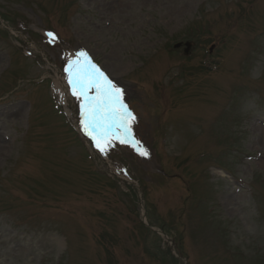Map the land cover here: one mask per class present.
<instances>
[{"label":"rangeland","instance_id":"374dc122","mask_svg":"<svg viewBox=\"0 0 264 264\" xmlns=\"http://www.w3.org/2000/svg\"><path fill=\"white\" fill-rule=\"evenodd\" d=\"M80 52L147 158L85 134ZM0 264H264V0H0Z\"/></svg>","mask_w":264,"mask_h":264},{"label":"snow or ice","instance_id":"6c2138e0","mask_svg":"<svg viewBox=\"0 0 264 264\" xmlns=\"http://www.w3.org/2000/svg\"><path fill=\"white\" fill-rule=\"evenodd\" d=\"M48 35L55 39L54 34ZM77 57L68 66V82L73 95L83 99L81 123L85 134L101 152L106 151L112 140H118L122 144L132 142L138 153L147 158L149 152L133 137L132 125L137 117L125 103L124 90L114 84L86 52L78 53ZM93 89L96 95L90 96Z\"/></svg>","mask_w":264,"mask_h":264},{"label":"bare ground","instance_id":"6f19581e","mask_svg":"<svg viewBox=\"0 0 264 264\" xmlns=\"http://www.w3.org/2000/svg\"><path fill=\"white\" fill-rule=\"evenodd\" d=\"M57 87L60 91V95L62 96V98L64 99V103L66 105H68V100L65 99L66 98V82L62 79L58 80L57 82ZM232 211H235L234 209Z\"/></svg>","mask_w":264,"mask_h":264}]
</instances>
